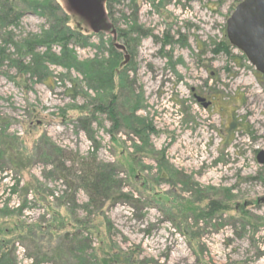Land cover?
<instances>
[{
    "label": "rangeland",
    "instance_id": "obj_1",
    "mask_svg": "<svg viewBox=\"0 0 264 264\" xmlns=\"http://www.w3.org/2000/svg\"><path fill=\"white\" fill-rule=\"evenodd\" d=\"M238 1L113 0L123 68L110 34L69 20L88 38L72 46L79 62L119 55L101 86L57 65L47 79L20 74L0 57V264H92L102 247L112 264H264V73L228 48ZM18 9L15 42L49 28L38 7ZM77 157L129 198L88 207ZM88 229L98 235L79 254L75 232Z\"/></svg>",
    "mask_w": 264,
    "mask_h": 264
},
{
    "label": "trees",
    "instance_id": "obj_2",
    "mask_svg": "<svg viewBox=\"0 0 264 264\" xmlns=\"http://www.w3.org/2000/svg\"><path fill=\"white\" fill-rule=\"evenodd\" d=\"M112 1L113 0H109L108 2L109 14L111 18H113V12L112 10H110ZM21 5L24 8L27 7V9L38 7L40 9L38 10L40 11V14L42 16H45L49 20L50 26L48 29H44L40 34H32L27 38L22 39L20 42H15L13 33L7 31V28L10 25H19V19L21 17L22 11H20L18 8H20ZM69 20V17L62 11L60 5L56 2V0H42V4L36 3L34 0H0L1 59L3 61L8 59L11 66L17 68L20 74L30 73L32 75H38V77L43 79H47L50 76L48 72L50 65H57L62 68H66L69 71L71 69H77L82 74L92 75L97 85L99 84L101 86V74H114L115 63L113 62V60L114 58L115 60L119 58V55H113L112 59H110L109 61L105 59L100 60L98 57H96L93 60L86 59L83 62H79L76 56L75 48L72 46L77 45L83 41L86 42L88 38L83 37L80 33L72 30L69 26ZM132 29L134 30V28ZM124 34L128 35V33H120V36H124ZM9 45L14 47V55L11 53L10 55L7 54V46ZM126 45H129L128 41L126 42ZM55 47L57 49H60L58 53L53 51V48ZM27 58L29 62H25ZM112 78L113 77H110L109 79L108 76V80H111ZM110 84L111 86L113 85L112 80L110 81ZM67 93L69 94V96L73 95V97L78 95L76 85H74V87L72 86V88L67 89ZM108 95L114 97L112 92ZM100 109H103V106H100ZM112 110V112L114 113V109ZM10 152H12V150ZM54 153V159L56 162V160L62 154L61 152H58V155L56 151H54ZM14 156L15 157H10V161L13 167L20 168L21 171L25 170V163L21 161L19 156ZM75 162L81 164L80 176L78 178L81 183V187L86 191V194L88 196V207L93 206L94 209L96 208V210H100L104 206L106 201L112 199L116 200L115 195H118L116 191L119 188V184L117 179L113 174H111L109 170L106 173L107 169L104 166H101L99 164L98 166H96L95 158L92 162H88L84 158H82L81 160L79 158L75 160ZM119 196L122 198H129L125 194H119L118 197ZM210 210L212 211H208L207 215L213 213V210L216 209L210 208ZM78 230L77 232H75L77 234L75 236L76 238H78L76 244L77 246L75 249L79 254H86L89 250V245L86 244L87 242H90L89 236L98 234L91 233L89 229L88 232L82 230L79 232ZM100 249L99 254L97 253L98 251L96 252V250L91 254V259L94 262L92 264L116 263L117 258H103L102 255H104V252L100 251Z\"/></svg>",
    "mask_w": 264,
    "mask_h": 264
},
{
    "label": "water",
    "instance_id": "obj_3",
    "mask_svg": "<svg viewBox=\"0 0 264 264\" xmlns=\"http://www.w3.org/2000/svg\"><path fill=\"white\" fill-rule=\"evenodd\" d=\"M56 1L60 5L62 11L77 25L79 29H82L83 32L91 30L94 33L106 32L110 34L113 38V46L120 52L124 53V61L121 64V68L127 65L131 57L127 53L125 45L118 42L117 31L108 20L109 13L106 9V0ZM252 1L253 0H246L242 3L234 15L229 19L228 33L230 39L247 55L250 62L254 64L260 72L264 73V65H262L264 64V17L262 18L261 28L258 33H256V31L253 32L246 26L241 28V21L244 18L247 19V21H250L256 11V6L258 7L257 1ZM250 3L251 8L247 11ZM253 34H257V36L254 40H251L250 37ZM205 107H207V105H205ZM257 161L260 165L264 166L263 150L258 153Z\"/></svg>",
    "mask_w": 264,
    "mask_h": 264
},
{
    "label": "flooded vegetation",
    "instance_id": "obj_4",
    "mask_svg": "<svg viewBox=\"0 0 264 264\" xmlns=\"http://www.w3.org/2000/svg\"><path fill=\"white\" fill-rule=\"evenodd\" d=\"M246 0H239L238 3L236 4L234 10L232 11L230 17L227 19V23H226V36H227V39H228V48L230 50L233 49V50H239L241 51L245 56L246 58L248 59V61L250 62L249 58L247 57V55L230 39L229 37V33H228V22H229V19L234 15V13L237 11V9L239 8V6L244 3ZM254 1H257L258 3V7L256 6V11L254 12V15H253V18H251L250 21H247V19H243L241 22V28H243L244 26L246 27H249L253 32L256 31V33H258V31L260 30L261 28V21H262V18L264 17V0H253L252 2ZM251 8V3H250V6L248 7L247 11L250 10ZM249 16V15H248ZM248 16H244V17H248ZM251 16V15H250ZM261 17V19H260ZM245 20V21H244ZM246 24V25H245ZM250 35V34H248ZM257 34H253L250 39L251 40H254L256 38ZM251 63V62H250ZM252 64V63H251ZM253 66H255L254 64H252ZM264 65V64H262ZM255 68L258 70V68L255 66ZM259 71V70H258ZM193 96L195 97L196 101L198 103H200L201 105H212V102L209 101L207 98L205 97H200V96H197L196 94H193Z\"/></svg>",
    "mask_w": 264,
    "mask_h": 264
}]
</instances>
